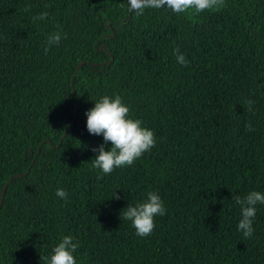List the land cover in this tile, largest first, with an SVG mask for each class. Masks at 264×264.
Wrapping results in <instances>:
<instances>
[{
  "label": "trees",
  "instance_id": "1",
  "mask_svg": "<svg viewBox=\"0 0 264 264\" xmlns=\"http://www.w3.org/2000/svg\"><path fill=\"white\" fill-rule=\"evenodd\" d=\"M104 95L156 143L97 179L104 140L86 111ZM252 190L264 193V0L143 15L129 0H0V264H47L65 235L76 264H264V204L251 237L237 228L233 197ZM152 191L167 211L140 237L121 214Z\"/></svg>",
  "mask_w": 264,
  "mask_h": 264
},
{
  "label": "clouds",
  "instance_id": "2",
  "mask_svg": "<svg viewBox=\"0 0 264 264\" xmlns=\"http://www.w3.org/2000/svg\"><path fill=\"white\" fill-rule=\"evenodd\" d=\"M224 4V0H129V11L137 15H143L148 8L167 7L172 12L180 14L189 9H194L196 13L205 10L219 9ZM27 11L28 8L26 7ZM49 13L44 11L33 17V21L46 20ZM66 38L57 30L49 34L46 39L44 52L50 50L53 45H59L61 40ZM177 63L187 65L188 61L179 48L174 49ZM248 110H252L254 101H246ZM130 108L122 101L120 95L114 97L102 96L96 100L94 106L86 111L87 129L92 135H103L104 143L94 148L98 154L93 159V167L100 170L97 179H102L104 175L111 174L115 168L132 165L142 154L151 150L155 146V133L142 127L143 121L133 119L129 116ZM246 128L253 130L251 122ZM111 142L110 150H105L104 145ZM56 195L61 199H67L68 193L63 188L56 190ZM235 203L240 206L241 218L238 222V231L242 232L245 238L253 234V220L256 215V205L264 204V193L252 190L246 196H234ZM167 209L160 195L149 192L146 200L135 206L129 204L122 212L124 219L131 221L136 230V235L146 237L150 235L155 227L154 217L166 214ZM71 235L63 236L59 243L52 249L47 264H76L73 253L78 248Z\"/></svg>",
  "mask_w": 264,
  "mask_h": 264
},
{
  "label": "water",
  "instance_id": "3",
  "mask_svg": "<svg viewBox=\"0 0 264 264\" xmlns=\"http://www.w3.org/2000/svg\"><path fill=\"white\" fill-rule=\"evenodd\" d=\"M14 175H15V174H13V175L11 176V178H12ZM9 180H10V179H8V180L6 181V183H5L4 187H3V192H4L5 188H6V186H7L8 182H9Z\"/></svg>",
  "mask_w": 264,
  "mask_h": 264
}]
</instances>
